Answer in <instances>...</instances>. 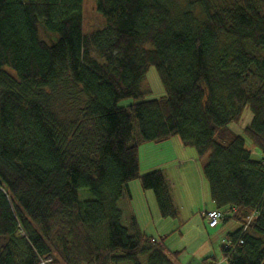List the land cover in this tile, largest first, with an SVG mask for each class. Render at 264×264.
I'll use <instances>...</instances> for the list:
<instances>
[{
    "label": "trees",
    "instance_id": "obj_1",
    "mask_svg": "<svg viewBox=\"0 0 264 264\" xmlns=\"http://www.w3.org/2000/svg\"><path fill=\"white\" fill-rule=\"evenodd\" d=\"M81 4L0 0V264H70L85 229L96 264H185L142 231L128 188L176 217L162 171L139 161L174 137L201 161L210 211L239 226L228 264H262L264 0H95L105 27L89 34ZM149 67L165 95L146 101ZM246 106L259 161L229 127Z\"/></svg>",
    "mask_w": 264,
    "mask_h": 264
},
{
    "label": "rangeland",
    "instance_id": "obj_2",
    "mask_svg": "<svg viewBox=\"0 0 264 264\" xmlns=\"http://www.w3.org/2000/svg\"><path fill=\"white\" fill-rule=\"evenodd\" d=\"M83 32L89 34L105 27L103 16L95 9V0H82ZM39 36L47 43H53L57 35L48 31L42 24L38 26ZM143 100H154L165 95L163 86L154 67H149L142 85ZM133 100H124L119 106L125 107ZM253 115L246 106L238 122L230 124L231 131L242 137L246 149L255 161L263 154L251 139L244 134V129L252 122ZM140 174L155 169L162 171L169 190L174 197L177 215L163 218L158 210L152 190H144L140 180L132 181L128 188L132 198V208L142 231L156 240L163 239L165 246L172 252H180L183 263L200 264L207 259V264H228L222 251L227 234L236 231L239 226L233 221L219 224L210 229L205 218L213 206L209 189L201 171V161L191 148L181 145L178 137L161 144H144L139 148ZM80 201L90 199L87 190H80ZM96 232L85 229L77 236L76 259L70 264H96L89 255L91 240ZM101 235V234H99ZM103 235H101L102 237ZM94 256H92L93 258Z\"/></svg>",
    "mask_w": 264,
    "mask_h": 264
},
{
    "label": "built area",
    "instance_id": "obj_3",
    "mask_svg": "<svg viewBox=\"0 0 264 264\" xmlns=\"http://www.w3.org/2000/svg\"><path fill=\"white\" fill-rule=\"evenodd\" d=\"M224 216L225 214L222 211L218 210L206 212L205 218L207 220L208 227L211 229L216 228L219 224H221ZM224 246L230 248L229 243H227L226 241H224Z\"/></svg>",
    "mask_w": 264,
    "mask_h": 264
},
{
    "label": "crops",
    "instance_id": "obj_4",
    "mask_svg": "<svg viewBox=\"0 0 264 264\" xmlns=\"http://www.w3.org/2000/svg\"><path fill=\"white\" fill-rule=\"evenodd\" d=\"M169 188V187H168ZM170 191V190H169ZM170 195H171V197H172V200H173V203H174V205H175V207H176V204H175V201H174V197H173V195L171 194V191H170ZM208 210H213V208L211 209H208ZM205 215V214H204ZM185 264H191L190 263V261H188V262H186Z\"/></svg>",
    "mask_w": 264,
    "mask_h": 264
},
{
    "label": "water",
    "instance_id": "obj_5",
    "mask_svg": "<svg viewBox=\"0 0 264 264\" xmlns=\"http://www.w3.org/2000/svg\"><path fill=\"white\" fill-rule=\"evenodd\" d=\"M262 264H264V261H263V263Z\"/></svg>",
    "mask_w": 264,
    "mask_h": 264
}]
</instances>
